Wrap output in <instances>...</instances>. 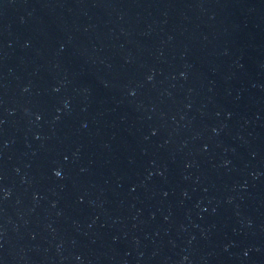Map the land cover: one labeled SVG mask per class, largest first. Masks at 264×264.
Instances as JSON below:
<instances>
[{
    "label": "water",
    "instance_id": "obj_1",
    "mask_svg": "<svg viewBox=\"0 0 264 264\" xmlns=\"http://www.w3.org/2000/svg\"><path fill=\"white\" fill-rule=\"evenodd\" d=\"M0 264H264V0H0Z\"/></svg>",
    "mask_w": 264,
    "mask_h": 264
},
{
    "label": "clouds",
    "instance_id": "obj_2",
    "mask_svg": "<svg viewBox=\"0 0 264 264\" xmlns=\"http://www.w3.org/2000/svg\"><path fill=\"white\" fill-rule=\"evenodd\" d=\"M57 175H59V173H57Z\"/></svg>",
    "mask_w": 264,
    "mask_h": 264
}]
</instances>
